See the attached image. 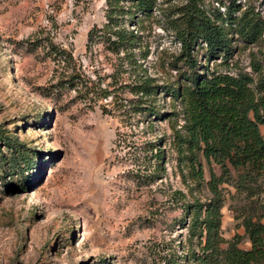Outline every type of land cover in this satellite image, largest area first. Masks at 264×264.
<instances>
[{
	"label": "rangeland",
	"instance_id": "obj_1",
	"mask_svg": "<svg viewBox=\"0 0 264 264\" xmlns=\"http://www.w3.org/2000/svg\"><path fill=\"white\" fill-rule=\"evenodd\" d=\"M236 2L235 17L249 9L261 22L259 40L230 35L227 60L206 62L200 50L207 69L200 72L251 78L264 115V0ZM229 4L154 0L143 14L124 1L115 18L136 41L116 53L102 34L110 29L107 0H0V264L193 260L198 240L182 224L185 207L205 202L212 170L221 173L202 160L198 186L178 148L186 134L181 103L164 92L155 99L137 92L172 84L187 69L174 31L184 14L195 8L215 20ZM153 105L160 117L140 113ZM258 185L252 199L220 186L224 249L236 236L239 248H251L237 215L264 200V177Z\"/></svg>",
	"mask_w": 264,
	"mask_h": 264
},
{
	"label": "trees",
	"instance_id": "obj_2",
	"mask_svg": "<svg viewBox=\"0 0 264 264\" xmlns=\"http://www.w3.org/2000/svg\"><path fill=\"white\" fill-rule=\"evenodd\" d=\"M124 1H129L143 14L154 8V0H107L110 29L102 34L116 53L128 52L136 41L135 34L115 18L121 13L119 6ZM229 2L227 16L216 15L215 20L195 8L184 14L185 21L175 26L174 31L182 44L183 64L187 69L172 84H144L137 92L152 99L164 92L181 103L186 134L178 138V148L183 154L187 153L184 158L191 162L198 186L205 181L202 160L216 165L221 173L217 176L212 170L205 186L209 192L205 202L195 200L185 207L182 224L189 228L191 238L198 240V252H194L193 260L186 264H264V200H252L249 207L238 210L237 219L241 220L251 248H239V236L228 249L222 247L225 243L221 233L225 197L220 186L231 185L239 195L246 194L252 199L260 194L258 184L264 177V135L260 129L264 125V115L250 86L251 78L200 72L206 69L198 61L200 50H205L206 62L217 56L227 60L234 52L230 35L236 33L252 43L259 40L261 22L255 14L246 9L240 18L235 17L241 8L236 0ZM89 38L93 40L94 32ZM139 109H142L140 113L160 117L155 105ZM161 153L156 157L160 159Z\"/></svg>",
	"mask_w": 264,
	"mask_h": 264
}]
</instances>
